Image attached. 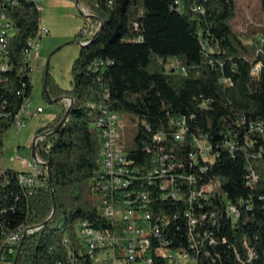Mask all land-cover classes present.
I'll list each match as a JSON object with an SVG mask.
<instances>
[{
  "label": "trees",
  "instance_id": "obj_1",
  "mask_svg": "<svg viewBox=\"0 0 264 264\" xmlns=\"http://www.w3.org/2000/svg\"><path fill=\"white\" fill-rule=\"evenodd\" d=\"M17 1L1 7L16 27L9 40L16 66L6 74L7 86L0 95L5 111L11 112L0 120L2 146L33 88L27 82L30 76L21 72L23 51L41 24L35 0ZM80 2L102 23L84 17L77 37L90 41L81 45L73 63L71 88L60 87L50 74L44 85L46 97L49 93L53 99H72L60 128L55 129L66 114L67 100L54 120L37 132V153L49 164L45 184H20L21 170L8 168L0 174V262L14 261L15 255L2 258L7 235L31 227L22 238L17 264H98L85 252L77 227L81 220L96 227L108 224L91 183L101 165V138L93 124L107 109L138 118L136 147L128 153L147 167L163 150L184 162L192 147L190 137L208 134L216 155L203 175L211 185L210 196L201 205L185 197L169 201L154 195L153 209L171 217L164 235L173 247L186 249L196 239V264H264V133L254 125L264 122V38L250 53L235 35L231 19L237 14L236 0ZM262 6L264 12V0ZM90 21L100 29L95 38L97 30L87 36ZM96 59L111 62L92 69ZM175 60L181 72L172 64ZM259 62V74H254ZM20 88L24 92L18 94ZM180 119L187 126L183 141L172 135ZM156 132L166 134L158 145ZM229 201L240 209L237 218L227 213ZM192 217L198 222L191 227ZM151 264L170 263L156 257Z\"/></svg>",
  "mask_w": 264,
  "mask_h": 264
},
{
  "label": "built area",
  "instance_id": "obj_2",
  "mask_svg": "<svg viewBox=\"0 0 264 264\" xmlns=\"http://www.w3.org/2000/svg\"><path fill=\"white\" fill-rule=\"evenodd\" d=\"M37 7L42 8L40 0H35ZM6 3L15 5L17 0H4L0 2V95L5 91L7 73L16 66L10 56V37L16 33L13 18L1 8ZM83 7V6H82ZM86 14H90L88 8L83 7ZM138 26V23L136 24ZM46 25L40 24L37 33L29 38L23 51L24 65L21 72L30 76L27 82H32L34 66L32 61L41 56L40 38L49 33ZM90 40L81 41L83 44ZM96 59L92 69H99L104 63ZM261 63L253 69L254 74H259ZM26 82L23 83L25 85ZM23 93V88L18 94ZM0 96V120H6L11 112L5 111L6 101L2 102ZM68 103L70 98H66ZM43 112L42 106L33 108L29 98L24 101L19 111L14 115L13 127L19 131L26 124V118L38 116ZM119 115L104 109L94 121L95 129L101 138V165L92 178V189L97 195V208L100 210L108 224L96 227L88 220H81L78 227V235L83 241L85 252L98 264H118L131 262L134 264H151L156 257H164L170 264H196L195 251L199 243L192 240L189 249L173 247L170 240L164 235L165 228L171 223V217L166 213L154 210V195L163 199L176 201L180 198H188L202 205L203 200L210 196V184L204 181L209 164L214 161L215 154L211 150L208 134L201 133L190 137L192 147L185 155L184 162H178L176 155L164 151L157 153L152 165L140 164L138 159L129 156L117 147V129ZM177 129L173 132L176 140L183 141L186 138L185 119L177 120ZM252 124V123H251ZM253 125V124H252ZM256 128L264 133V122H254ZM1 126V125H0ZM41 136L37 135L36 144ZM166 134L156 132L153 140L163 142ZM2 127H0V153ZM162 147V146H161ZM151 151L150 146H146ZM162 150V149H161ZM17 163L24 165L18 174L20 184L25 186H43L46 182L48 167L38 153L28 159L22 153L12 157ZM3 170L2 172H4ZM154 206V204H153ZM227 213L233 218L240 215L239 207L232 202L227 204ZM192 211L187 215L191 216ZM205 215H202L204 218ZM197 217H192L190 225L195 226ZM36 228H39L37 226ZM31 227H18L7 235L5 243L7 250L2 255L3 259L14 256L25 233L31 231ZM251 254L254 253L251 251Z\"/></svg>",
  "mask_w": 264,
  "mask_h": 264
},
{
  "label": "rangeland",
  "instance_id": "obj_3",
  "mask_svg": "<svg viewBox=\"0 0 264 264\" xmlns=\"http://www.w3.org/2000/svg\"><path fill=\"white\" fill-rule=\"evenodd\" d=\"M40 2L42 3L41 24L46 25L50 31L40 38L41 56L32 61L33 88L29 99L33 108L42 106L44 110L38 116L26 118V124L21 130L17 131L12 127L5 133L3 152L0 153V174L8 168L23 170L24 165L17 163L12 157L22 153L28 159H32V145L38 130L50 124L65 107L64 100L53 102L44 94V72L47 66H49V74L57 84L64 89H70L73 78L72 66L81 48L77 34L84 27L85 18L80 14L75 1L40 0ZM236 2L237 14L231 19V24L235 35L246 43L251 53L264 38L262 0H236ZM83 7L88 8L85 5ZM88 29L87 36L92 37L99 27L95 21H90ZM172 64L177 66L178 72L182 71L176 60ZM138 124L136 116H119L116 125L118 149L128 153L136 147ZM0 264H10V262L3 260Z\"/></svg>",
  "mask_w": 264,
  "mask_h": 264
},
{
  "label": "water",
  "instance_id": "obj_4",
  "mask_svg": "<svg viewBox=\"0 0 264 264\" xmlns=\"http://www.w3.org/2000/svg\"><path fill=\"white\" fill-rule=\"evenodd\" d=\"M75 2H76V5H77V7H78V9H79V12H80V14H81L82 16H84V17H85V16H88V17H90V18H97V19L102 23L101 19H99L98 17H96V15H94L93 13L86 14V13L84 12L80 0H75ZM127 5H128V1H126V2L124 3V5L122 6V8H121V11H122V12H123V11H126V9H127ZM99 30H100V29H98V30L96 31V33H95V35H94L93 38L96 37V35H97V33L99 32ZM117 36H118V31L115 33V35H114V37H113L112 40H114ZM79 42H80L81 45H84L81 41H79ZM48 75H49V66H47L46 71H45V87H47V77H48ZM48 97L50 98V101H53V102H57V101H59V100H65L66 98H70V97H66V96H65V97H59V98H54V99H53V98H51V96H50L49 93H48ZM70 100H71V102L69 103V106H68V109H67V111H66L65 116L63 117V119L61 120V122L55 127V129L60 128V126H62V125L64 124V122L66 121L68 115L70 114L71 105H72V99L70 98ZM49 132H51V131H49ZM49 132H47V133H49ZM42 136H43V135H42ZM36 139H37V138H36ZM32 155L35 156V157H36V155H37L36 141H34V143H33V145H32ZM43 164L46 165L47 167H49V164H48L47 162H43ZM23 239H24V238H23ZM23 239L21 240L20 245H19L18 250H17V253H16L15 257H14L13 264H17V262H18L19 253H20V250H21V246H22Z\"/></svg>",
  "mask_w": 264,
  "mask_h": 264
},
{
  "label": "bare ground",
  "instance_id": "obj_5",
  "mask_svg": "<svg viewBox=\"0 0 264 264\" xmlns=\"http://www.w3.org/2000/svg\"><path fill=\"white\" fill-rule=\"evenodd\" d=\"M85 44V43H84ZM18 248V247H17ZM18 250V249H17ZM17 253V252H16ZM16 255V254H15Z\"/></svg>",
  "mask_w": 264,
  "mask_h": 264
},
{
  "label": "crops",
  "instance_id": "obj_6",
  "mask_svg": "<svg viewBox=\"0 0 264 264\" xmlns=\"http://www.w3.org/2000/svg\"><path fill=\"white\" fill-rule=\"evenodd\" d=\"M74 1V0H73ZM76 3V2H75ZM44 110V109H43Z\"/></svg>",
  "mask_w": 264,
  "mask_h": 264
}]
</instances>
